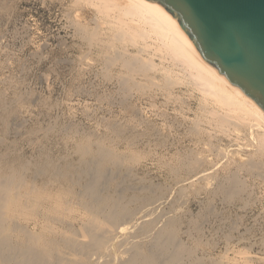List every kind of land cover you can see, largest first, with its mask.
Here are the masks:
<instances>
[{
	"label": "bare ground",
	"instance_id": "1",
	"mask_svg": "<svg viewBox=\"0 0 264 264\" xmlns=\"http://www.w3.org/2000/svg\"><path fill=\"white\" fill-rule=\"evenodd\" d=\"M11 5V0H0V18ZM72 6L93 10L95 27L79 19L78 33L83 42L108 55L104 77L120 82V112L127 115L129 126L103 123L106 132L96 135L78 125H48L33 144L36 158L28 159L10 135L13 119L30 100L0 90V264H221L218 246L229 251L235 227L225 230L209 218L217 217L218 200L236 209L238 203L250 205L241 173L249 177L248 183L256 180L264 186L262 108L201 56L159 3L72 0ZM148 91L164 92L176 114L189 122L182 127L194 151L166 136L164 126L172 131L173 125H168L165 112L156 113L162 123L154 125L135 110L133 94H145L144 99ZM38 131L28 134L34 137ZM54 137L66 143L59 156L43 145ZM141 137L146 149L140 147ZM172 148L176 151L169 155ZM153 161L162 182L146 172ZM192 199L202 203L197 215L189 208ZM248 252L235 250L225 264H255Z\"/></svg>",
	"mask_w": 264,
	"mask_h": 264
},
{
	"label": "rangeland",
	"instance_id": "2",
	"mask_svg": "<svg viewBox=\"0 0 264 264\" xmlns=\"http://www.w3.org/2000/svg\"><path fill=\"white\" fill-rule=\"evenodd\" d=\"M11 4V7L13 9L10 7V10H8L9 12L7 11L8 13H5L4 16L0 18V90H4V92L7 91L5 93L8 94V96H14L15 92H18L19 94L21 93V95L29 98L30 100L29 103L26 104L27 106L25 108H22V110L20 109L21 113L19 112L17 117H15L12 122L13 131L10 135L12 139H10L12 141L16 139L19 142L17 149L21 152H18L22 154L26 151V154L23 153L22 155H24L26 158H28L29 156L28 159L32 158L33 156V159H35L38 154V150L36 147H34L33 144L39 141L43 132L47 130L48 127H59V129H63L64 127L67 129L70 126L78 125L77 127L82 131L91 132L96 135H100L103 131V133L101 134L103 135L106 132V128L102 125L103 123L115 121L117 123H123V125H127V115L124 114L126 116L125 117L123 115L124 112H120V82L117 81L118 79L116 78H113L114 80H107L104 77V73L107 67L108 55L99 52L97 47L90 46L87 42H83L84 40L78 33L79 26H77L76 22L79 21V19V22H81L82 24L86 22V25H93L92 27H95V16L93 10H91L90 8L86 9L87 7L85 6L78 7L79 9L74 8L72 6V0H11ZM82 44H85L86 46H81ZM80 47H82L83 49ZM105 60L107 61L105 62ZM178 89L179 88L177 87V90ZM157 92L159 93L154 96V94ZM148 93L149 95H147ZM151 93L153 94L152 98L149 97L152 96ZM147 94L144 99L143 96L145 94H142L143 96L141 95L142 99L138 93L136 94L135 92L133 94V99L134 97V100L137 99L136 101L132 100L134 103L137 102L135 103L136 105L134 104L136 106L135 110L138 112L140 111V113L145 118L147 117L148 120H153L152 122L154 123V125H161L162 123V121H160L162 119H160V117H158L156 113L159 112L158 114H160L161 112L162 114L165 112L167 114V118H170V121L167 119L168 125L170 124V127L171 125H173L172 131L168 126H164V128L167 130L166 131L164 129L166 136L171 140H177V142L180 141L179 144L181 148H186L187 150L193 149L194 151L195 149L193 145H191L190 140L185 137L186 131H183L184 129L186 130L185 126H188L189 122L183 120L181 116L176 114V111L174 110L175 105L173 104V102L167 100L168 97L164 92L148 91ZM184 99H186V97H184ZM191 102L195 103V101ZM40 103L42 104L40 105ZM35 105H37L38 107ZM151 105L156 106L152 107ZM142 111L144 112L142 113ZM119 112L122 115L119 114ZM116 114H119V116H117ZM189 115H192L191 117H193V113H189ZM174 116L177 117L178 120ZM108 119L110 120L108 121ZM56 122L58 123L56 124ZM180 122H182L183 124H181ZM182 125H185L183 126L184 129ZM34 128L38 129L39 131L38 134L33 137L30 136L28 132H30V130ZM137 130L139 132H142L141 128H138ZM168 130H170L169 134L173 132L171 134V137L170 135H168ZM179 131H183L182 133L184 134V136H182V133ZM175 133L176 135L178 133L179 137H177L178 135L176 136ZM19 134H21L22 136ZM172 135L175 137V139ZM181 136L182 138H180ZM27 138L31 139L30 144L29 139ZM52 139L47 143L43 141V145H50L48 148L56 156H59L64 152V149H66V143L63 142L60 137H54ZM139 140L141 141V149L142 147L143 149H146V141H144L146 140V138L141 137V139L139 138ZM58 148L60 151L58 150ZM175 148L170 149V151H168L167 153H174ZM163 152L164 151L160 149L159 153ZM214 152L216 154V151ZM173 153H171V155ZM215 154L212 155V157H214V160H216ZM156 162L157 161H155V163L154 161L153 163L148 162L145 169L149 177L151 176V178L158 183L163 178L160 177L161 172L158 171L159 169L155 165ZM150 169H152L151 173ZM241 174L243 175H241V177L247 181L246 190L248 192H246L245 196H251V203L250 205H248L249 207L238 203L236 205V209L234 205V207L227 206L221 200H218L216 201L217 205L216 203H214V209L216 208L217 211L219 210L217 212V217L209 218V220L212 219L210 221H212L215 225L217 224L218 226L219 223L220 227H222L223 229L227 227L229 228V226L231 225L235 227V239L231 245V248H229V251L226 252V247L223 244H220L216 253L218 254L217 259H219V262L221 264H225L228 259H232L235 256V250L238 251L239 249L244 248L247 252L250 251L248 252V256L251 257L252 255V258H254L255 260V264H264V243H262L264 241V186L260 185L256 180H252L251 183H248L250 182V180L248 179L249 177L244 175L243 173ZM249 184L251 187L249 186ZM256 184H258V186ZM248 189L251 191H249ZM220 202L224 206H222ZM201 204L202 203L198 200H190L189 208H192L191 211H193V213H191L193 215H197L200 212ZM225 205L226 207L230 208H226ZM238 206L241 207L239 208ZM224 208L228 211H225ZM229 211L231 212V214ZM228 215H233L232 219L234 220H231V217H229ZM236 237L240 239L237 240ZM262 248L263 250H261Z\"/></svg>",
	"mask_w": 264,
	"mask_h": 264
},
{
	"label": "water",
	"instance_id": "3",
	"mask_svg": "<svg viewBox=\"0 0 264 264\" xmlns=\"http://www.w3.org/2000/svg\"><path fill=\"white\" fill-rule=\"evenodd\" d=\"M179 22L201 56L264 112V0H150Z\"/></svg>",
	"mask_w": 264,
	"mask_h": 264
}]
</instances>
